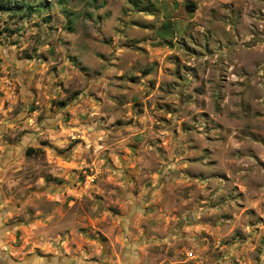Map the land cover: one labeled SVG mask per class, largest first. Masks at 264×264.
I'll return each mask as SVG.
<instances>
[{"label": "rangeland", "instance_id": "1", "mask_svg": "<svg viewBox=\"0 0 264 264\" xmlns=\"http://www.w3.org/2000/svg\"><path fill=\"white\" fill-rule=\"evenodd\" d=\"M0 264H264V0H0Z\"/></svg>", "mask_w": 264, "mask_h": 264}, {"label": "trees", "instance_id": "2", "mask_svg": "<svg viewBox=\"0 0 264 264\" xmlns=\"http://www.w3.org/2000/svg\"><path fill=\"white\" fill-rule=\"evenodd\" d=\"M21 9H22V6L15 5L13 10L20 11ZM26 9L28 10V8H26Z\"/></svg>", "mask_w": 264, "mask_h": 264}, {"label": "built area", "instance_id": "3", "mask_svg": "<svg viewBox=\"0 0 264 264\" xmlns=\"http://www.w3.org/2000/svg\"><path fill=\"white\" fill-rule=\"evenodd\" d=\"M186 255H187V258H191L192 257V254L189 252V253H186Z\"/></svg>", "mask_w": 264, "mask_h": 264}, {"label": "water", "instance_id": "4", "mask_svg": "<svg viewBox=\"0 0 264 264\" xmlns=\"http://www.w3.org/2000/svg\"><path fill=\"white\" fill-rule=\"evenodd\" d=\"M187 8H188V9H192V8H193V6H188Z\"/></svg>", "mask_w": 264, "mask_h": 264}]
</instances>
